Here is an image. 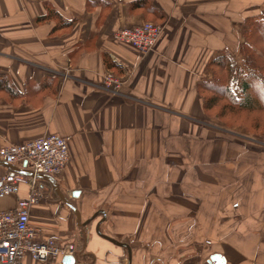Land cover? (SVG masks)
<instances>
[{"label":"crops","instance_id":"0c3cea01","mask_svg":"<svg viewBox=\"0 0 264 264\" xmlns=\"http://www.w3.org/2000/svg\"><path fill=\"white\" fill-rule=\"evenodd\" d=\"M137 1L0 0V81L9 78L20 95L0 92V149L50 134L69 139L70 162L57 180L82 223L94 218L81 229L43 189L31 224L73 244L77 264H130L125 248L96 233L102 211V233L130 246L131 264H214V255L264 264V181L244 195L246 186L220 172L211 180L212 154L194 132L209 124L197 87L208 62L238 51L241 26L264 15V0H148L142 8ZM46 2L73 26L52 35L56 22H39ZM145 22L163 28L153 52L113 39ZM108 74L122 81L119 91L106 87ZM196 147L201 157L192 165ZM9 172L0 166V177ZM29 195L20 185L0 197V212ZM62 260L27 256L23 264Z\"/></svg>","mask_w":264,"mask_h":264},{"label":"built area","instance_id":"2783aa9c","mask_svg":"<svg viewBox=\"0 0 264 264\" xmlns=\"http://www.w3.org/2000/svg\"><path fill=\"white\" fill-rule=\"evenodd\" d=\"M162 33L161 26L146 22L119 29L113 39L147 55L155 50ZM104 83L115 91L122 86V81L112 74L105 77ZM0 160L18 167L27 163L28 169L35 173L59 178L70 162L69 139L50 134L21 145H5L0 149ZM22 184L29 186V197L18 201L15 209L0 212V264H23L27 256L38 262H57L62 257L73 255L76 250L73 244H61L58 239L45 238L31 224L32 209L44 197L43 188L36 179L10 171L0 177V197L17 194Z\"/></svg>","mask_w":264,"mask_h":264},{"label":"trees","instance_id":"16d2710c","mask_svg":"<svg viewBox=\"0 0 264 264\" xmlns=\"http://www.w3.org/2000/svg\"><path fill=\"white\" fill-rule=\"evenodd\" d=\"M148 0H139L134 5L142 8ZM47 15L39 22L55 21L51 34L69 29L74 21L65 19L51 3L44 4ZM241 45L239 54L243 65L237 67L228 51L215 54L208 62L204 75L198 82V92L203 98L204 111L225 110L243 114H264V15L249 17L241 26ZM109 68L113 65L106 59ZM6 91L12 96H20L9 78L0 81V92ZM228 111V112H229ZM259 125V123H257ZM41 185L51 186L43 181ZM53 196L59 197L51 188Z\"/></svg>","mask_w":264,"mask_h":264},{"label":"rangeland","instance_id":"374dc122","mask_svg":"<svg viewBox=\"0 0 264 264\" xmlns=\"http://www.w3.org/2000/svg\"><path fill=\"white\" fill-rule=\"evenodd\" d=\"M229 55L237 67L243 65L239 49L236 53H229ZM228 111H222L221 114L219 112L209 113L208 127L195 129L194 132L197 135H203L202 149L204 150L208 145L209 154H212L209 157L210 171H208L211 180L216 181L215 176L220 172L219 176L225 178L226 182L243 184L247 187V190L243 191L244 195H251L253 194V191L251 193L253 182L264 181V114L259 116ZM195 140V144L199 145L197 139ZM197 147L193 152L195 159L201 157V151ZM206 152L204 150L203 154L206 155ZM199 161L196 159L192 165H197ZM230 165L240 166V170L234 173H229V170L226 172L225 167ZM181 166L185 167L184 164ZM44 191L53 195L51 188L47 186L44 187Z\"/></svg>","mask_w":264,"mask_h":264},{"label":"water","instance_id":"95a60500","mask_svg":"<svg viewBox=\"0 0 264 264\" xmlns=\"http://www.w3.org/2000/svg\"><path fill=\"white\" fill-rule=\"evenodd\" d=\"M0 166L6 168L7 170L11 171V172H16L19 174H22L26 177L29 178H34L38 181H43L48 183L51 188L53 189V191L56 193V195L59 197V199L65 203L76 215L77 217V221H78V226L81 229H85L86 226L90 223V221H92L94 218L90 219L89 221L82 223V216L80 211L78 210V208L69 200V198L63 193L59 182L57 180V178L50 176V175H45V174H39V173H35L34 171L28 169V165L27 163H24L22 167H18L15 165H11L8 164L6 162L0 161ZM44 186H42L43 188ZM44 189V188H43ZM101 214L104 216V218L106 219V213L105 212H101ZM104 219V221H105ZM103 221V222H104ZM102 221L99 222L96 226V233L99 235V237L113 243L114 245L121 247V248H125L128 252L129 255V261L131 264L132 261V252H131V248L128 244L126 243H122L120 241H117L105 234L102 233L101 231V224L103 223ZM211 262L214 264H225V262L221 259V256L219 255H214L211 257ZM61 264H77V259L74 255H68L63 257L62 263Z\"/></svg>","mask_w":264,"mask_h":264}]
</instances>
